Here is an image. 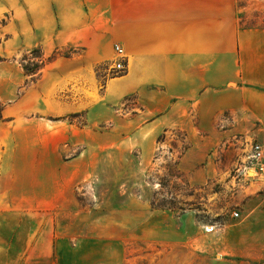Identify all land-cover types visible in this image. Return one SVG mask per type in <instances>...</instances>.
<instances>
[{
    "label": "crops",
    "instance_id": "crops-1",
    "mask_svg": "<svg viewBox=\"0 0 264 264\" xmlns=\"http://www.w3.org/2000/svg\"><path fill=\"white\" fill-rule=\"evenodd\" d=\"M241 8L239 0H0V264H85L52 258L55 246L69 251L58 219L73 201L68 180L53 177L54 144L79 130L53 117L82 107L48 100L57 63L28 82L18 56L66 47L86 50L96 64L120 45L127 70L104 93L111 105L134 97L145 109L126 114L136 117L137 134L219 139L226 112L264 113V30L242 27ZM242 249L238 242L234 250Z\"/></svg>",
    "mask_w": 264,
    "mask_h": 264
},
{
    "label": "rangeland",
    "instance_id": "rangeland-1",
    "mask_svg": "<svg viewBox=\"0 0 264 264\" xmlns=\"http://www.w3.org/2000/svg\"><path fill=\"white\" fill-rule=\"evenodd\" d=\"M239 4L242 27L264 30V0ZM114 61L112 52L94 64L86 50L66 47L48 57L40 48L18 56L28 82L57 63L48 100L82 107L53 117L79 130L54 144L53 177L68 180L73 201L58 219V239H66L69 251L55 246L52 258L81 257L85 264H264V176L255 173L250 158L255 143L264 147V113L250 107L226 112L217 128L228 132L219 139L187 140L180 131L148 139L155 130L137 134L136 117L126 115L145 110L135 98L111 105L105 96L110 80L126 72H115ZM211 229L221 230L220 236L210 238ZM238 242L244 246L239 252ZM77 246L80 252H72Z\"/></svg>",
    "mask_w": 264,
    "mask_h": 264
},
{
    "label": "built area",
    "instance_id": "built-area-1",
    "mask_svg": "<svg viewBox=\"0 0 264 264\" xmlns=\"http://www.w3.org/2000/svg\"><path fill=\"white\" fill-rule=\"evenodd\" d=\"M115 61L113 64V69L115 72L121 73L127 70V56L124 49L120 45H115ZM251 161L255 165V173L264 176V147L260 143H255L252 146ZM235 217H238V213H234ZM212 231V229H211Z\"/></svg>",
    "mask_w": 264,
    "mask_h": 264
},
{
    "label": "trees",
    "instance_id": "trees-1",
    "mask_svg": "<svg viewBox=\"0 0 264 264\" xmlns=\"http://www.w3.org/2000/svg\"><path fill=\"white\" fill-rule=\"evenodd\" d=\"M1 109H2V105L0 104V119L2 118Z\"/></svg>",
    "mask_w": 264,
    "mask_h": 264
},
{
    "label": "bare ground",
    "instance_id": "bare-ground-1",
    "mask_svg": "<svg viewBox=\"0 0 264 264\" xmlns=\"http://www.w3.org/2000/svg\"><path fill=\"white\" fill-rule=\"evenodd\" d=\"M249 173H252V174H254V172H253V171H250Z\"/></svg>",
    "mask_w": 264,
    "mask_h": 264
}]
</instances>
